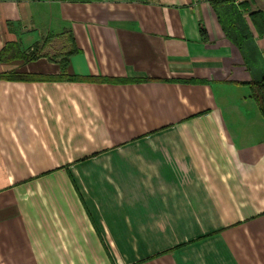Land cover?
I'll use <instances>...</instances> for the list:
<instances>
[{
    "label": "crops",
    "instance_id": "1",
    "mask_svg": "<svg viewBox=\"0 0 264 264\" xmlns=\"http://www.w3.org/2000/svg\"><path fill=\"white\" fill-rule=\"evenodd\" d=\"M7 44L0 264H264V0H0Z\"/></svg>",
    "mask_w": 264,
    "mask_h": 264
},
{
    "label": "trees",
    "instance_id": "2",
    "mask_svg": "<svg viewBox=\"0 0 264 264\" xmlns=\"http://www.w3.org/2000/svg\"><path fill=\"white\" fill-rule=\"evenodd\" d=\"M12 45V44H11ZM10 44H7L0 52V59L4 60L8 57L12 56V58H23L25 61L33 60L38 57V53L31 49L27 54L19 52L16 46L12 47ZM62 59H66L62 57ZM62 68V65H60ZM0 79L3 80H23V81H30L34 80V77L26 73H18V72H0ZM134 81H141V80H134ZM250 89L251 97L254 99L259 112L264 116V77L258 80H251L246 83Z\"/></svg>",
    "mask_w": 264,
    "mask_h": 264
},
{
    "label": "rangeland",
    "instance_id": "3",
    "mask_svg": "<svg viewBox=\"0 0 264 264\" xmlns=\"http://www.w3.org/2000/svg\"><path fill=\"white\" fill-rule=\"evenodd\" d=\"M60 46V45H59ZM40 48V45H35V46H32L31 47V49H33V51H36L37 53H39V51H38V49ZM30 49V50H31ZM29 50V51H30ZM49 52H53V50L52 51H49ZM52 54V53H51ZM58 54H59V52H58ZM39 55V54H38ZM49 58H55L56 56H52L51 55V57L50 56H48ZM57 57H59V56H57ZM60 59H61V56H60ZM61 65L63 66V64L61 63Z\"/></svg>",
    "mask_w": 264,
    "mask_h": 264
}]
</instances>
